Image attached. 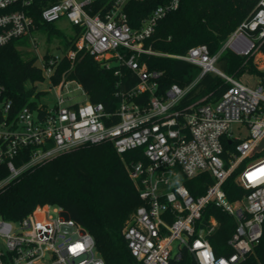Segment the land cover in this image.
Here are the masks:
<instances>
[{"label": "built area", "instance_id": "obj_1", "mask_svg": "<svg viewBox=\"0 0 264 264\" xmlns=\"http://www.w3.org/2000/svg\"><path fill=\"white\" fill-rule=\"evenodd\" d=\"M133 1L146 0H51L43 6L44 22L65 17L80 29L77 49L51 54L46 60L38 53L33 56L44 80L56 88L52 105L37 103L16 110L0 79V166L7 171L0 178V190L33 167L84 145L112 143L122 157L140 149L143 158L128 168L142 204L124 228L136 264H172L185 252L198 264H239L254 253L264 234V156L255 158L264 141V0L228 34L216 54L206 44L192 46L184 54L147 45L159 21L178 10L181 0H161L137 19L138 26L131 25L128 11ZM33 2L0 0V47L30 37L37 48L32 37L37 28L30 12ZM82 49L108 68L124 65L137 76L135 85L115 93L118 101L112 108L90 101L82 85L67 79L66 73L53 81L62 59L72 61ZM225 50L253 60L259 71L255 86L217 65ZM149 55L187 61L199 73L185 86L173 83L162 90L163 72L149 68L143 59ZM207 73L221 76L229 83L227 90L218 99L207 94L186 102ZM72 82L86 95L84 102H71ZM226 142L232 148L226 149ZM239 167L236 181L248 193L231 201L223 185ZM204 172L213 182L194 196L185 181ZM209 204L237 221L227 242L232 254L217 255L213 249L208 236L218 221L211 216L204 222ZM0 264L107 263L84 225L62 206L43 204L18 221L0 215Z\"/></svg>", "mask_w": 264, "mask_h": 264}, {"label": "trees", "instance_id": "obj_2", "mask_svg": "<svg viewBox=\"0 0 264 264\" xmlns=\"http://www.w3.org/2000/svg\"><path fill=\"white\" fill-rule=\"evenodd\" d=\"M51 0H34L30 12L37 28L54 30L53 23L41 18L43 6ZM161 0L133 1L128 11L131 25L138 26L139 19L151 12ZM259 0H181L178 10L160 20L152 37L147 40L155 50L170 54H184L189 48L206 44L212 54L220 51L223 41L244 19ZM138 19V20H137ZM73 36L61 38L63 52L77 49L80 29L75 28ZM16 39L0 47V79L6 88V95L13 100L14 109L25 105L35 107L37 102L34 87L27 83L44 80L43 72L36 64V57L25 59ZM264 51V45L262 47ZM49 56V55H48ZM151 70L162 71V90L173 83L185 86L199 73V68L187 61L167 56H145ZM218 66L227 74L240 78L244 73L258 74L253 60L225 50L218 59ZM69 80L78 81L90 101L102 102L112 108L118 101L115 93L137 83V76L126 66L106 67L85 49L78 50L74 60L64 57L53 81L57 83L62 74ZM227 83L221 76L207 73L197 86L186 96L185 101L211 95L218 99L227 90ZM226 149L232 145L225 143ZM142 150H131L122 157L112 143L84 145L70 152L41 163L20 178L0 190V215L8 220L18 221L43 204L60 205L65 212L88 229L95 238L98 253L107 264H136L127 241L124 228L142 204L139 192L130 178L128 165L143 158ZM242 167L236 169L225 181L223 189L231 201L242 199L248 191L240 186L236 178ZM0 166V178L5 176ZM213 182L210 173L204 172L187 179L186 186L194 196L203 194ZM211 216L218 226L208 237L217 255L233 253L227 242L234 234L236 219L215 204H209L203 220ZM172 264H198L187 252ZM239 264H264V234L260 243Z\"/></svg>", "mask_w": 264, "mask_h": 264}, {"label": "rangeland", "instance_id": "obj_3", "mask_svg": "<svg viewBox=\"0 0 264 264\" xmlns=\"http://www.w3.org/2000/svg\"><path fill=\"white\" fill-rule=\"evenodd\" d=\"M53 24L55 27L54 30L45 29L43 27L36 28L33 30L32 37L35 39V42L37 43V48L33 46V43L30 41V37L20 40L19 42V45H21L20 49L24 54L25 59L32 58L36 53L40 55V58H42V60L48 59L51 54L62 55L63 47H62L61 38L63 35L66 36L75 35L76 27L71 22H69L68 19L65 17L54 22ZM240 78L249 85L255 86L257 83L258 76L257 74L250 73V75H248L244 73ZM27 87L28 88L34 87L35 96L32 99L37 103L46 104V105L54 104L56 88L54 87V84L50 80L45 79L42 82H36V83L28 82ZM70 89L71 92H69L68 96H71L73 98L71 102L80 103L86 100V95H84L82 91L77 88V82H72L70 84ZM235 133L238 135H244L236 131ZM257 150L260 151V154L255 158L263 157L264 151L262 152V150H264V141L257 147ZM174 246H176V243L174 244Z\"/></svg>", "mask_w": 264, "mask_h": 264}]
</instances>
